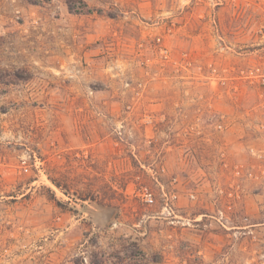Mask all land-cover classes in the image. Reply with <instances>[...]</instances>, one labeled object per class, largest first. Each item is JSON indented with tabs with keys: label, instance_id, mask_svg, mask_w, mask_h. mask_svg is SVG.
I'll use <instances>...</instances> for the list:
<instances>
[{
	"label": "rangeland",
	"instance_id": "rangeland-1",
	"mask_svg": "<svg viewBox=\"0 0 264 264\" xmlns=\"http://www.w3.org/2000/svg\"><path fill=\"white\" fill-rule=\"evenodd\" d=\"M71 2L0 0V264H264V0Z\"/></svg>",
	"mask_w": 264,
	"mask_h": 264
},
{
	"label": "built area",
	"instance_id": "built-area-1",
	"mask_svg": "<svg viewBox=\"0 0 264 264\" xmlns=\"http://www.w3.org/2000/svg\"><path fill=\"white\" fill-rule=\"evenodd\" d=\"M145 195H146V200H147L148 202H153L154 197H153V194H152V193H147V194H145Z\"/></svg>",
	"mask_w": 264,
	"mask_h": 264
},
{
	"label": "trees",
	"instance_id": "trees-1",
	"mask_svg": "<svg viewBox=\"0 0 264 264\" xmlns=\"http://www.w3.org/2000/svg\"><path fill=\"white\" fill-rule=\"evenodd\" d=\"M67 1H68V6H69V8H70L71 10H73V5H72L71 0H67Z\"/></svg>",
	"mask_w": 264,
	"mask_h": 264
}]
</instances>
